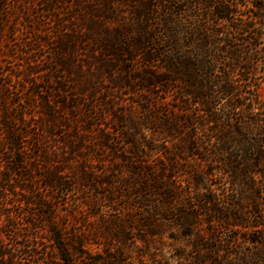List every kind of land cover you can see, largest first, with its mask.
<instances>
[{
  "label": "rangeland",
  "instance_id": "rangeland-1",
  "mask_svg": "<svg viewBox=\"0 0 264 264\" xmlns=\"http://www.w3.org/2000/svg\"><path fill=\"white\" fill-rule=\"evenodd\" d=\"M242 4L244 5L241 6L242 11L238 13L242 17L235 14L236 24L244 21L254 28L253 32L257 33L258 37L233 31L231 28L236 26L233 23L220 26L218 30L222 35L216 37L214 42L220 44L216 47V51L224 50L221 44H234L242 51L249 49L252 52L251 63H243L249 70L245 72L236 70L225 54L215 55L218 61L214 63V69L210 73L204 71L203 74L207 77L211 76L212 84L217 88L224 83V77L229 76L233 86L238 89L239 96L235 102L230 98L219 100L215 97L211 116L220 123L205 125L203 108L192 103L190 109L183 108L182 111V107L189 100L177 99L180 95L177 96L176 93L165 94L155 89L150 94H135L127 93L128 88L125 87L122 90L117 89L116 84L110 81L108 73L101 72L100 68L105 59L100 53L93 67L84 66L83 71L78 73L77 69L72 70L79 77V79H73L62 72L44 71L46 67H50V60L56 59L59 62L60 58L55 54L56 43L54 47L42 44L31 56L32 60L40 62V65L33 70L39 73L27 78L28 55L26 56L25 53L30 54V52L28 47L22 48L20 42L22 43L23 40L25 44H32L36 40L41 42L48 40L49 36L42 33L43 30L54 32V36L60 42L70 36V32L76 26L72 22H53L62 15L46 14L40 0H31V20L39 23L38 27L32 29L35 33L29 36L21 32L25 19L22 14H16L12 23L5 27L7 32L9 28L17 26L19 31L15 37L9 38L8 33L0 35V116L2 112L4 115L6 112L10 117L17 118L18 110L22 107L26 108V119L29 125L34 126L27 131V139L22 144L26 151L33 146L32 139L37 134V128L46 126V131L53 133H46L51 143V150L54 149L56 157L61 162L64 158L73 159V156L69 154L77 147L79 152L76 160H71L72 162L66 165L69 171L65 173V176L72 178V181L75 180L71 187L67 186L58 193L45 189H39L40 192L37 193L38 184L44 182L41 179L43 171L41 173L35 171L25 179L16 180L18 186L25 187L30 194L28 189L32 185L36 188V194L40 193L50 200L53 197L52 203L58 207L60 222L69 223L70 227L73 225L84 232V241L95 251L101 252L102 249L97 248L107 244V237L103 235L107 226H125L128 233L125 241L129 251L119 260L120 264H187L201 257L211 258L210 264H245L242 259L249 264H264V163L256 166V163L258 161L261 163L264 158L263 153L260 155L264 152V145H262L264 141V11L259 9L264 7V1L249 0ZM61 30L63 33L58 35ZM254 45L257 47L254 48ZM89 48L98 52L100 49L97 45H89ZM81 60L85 62V59ZM126 66L128 65L117 66V68L123 69ZM129 66L133 70H138L144 67V63L138 60ZM50 75L56 77V80L53 79V88L60 91L62 86H65L68 93L64 95L56 93L57 91L51 93L55 102L52 107L60 108L61 113L55 114L49 122L43 116L45 105L41 101L48 97L45 91L47 86L45 79H48ZM131 75L134 76V73ZM115 76L119 79V74ZM19 77L31 81L33 85L24 83ZM64 77L66 80L59 79ZM6 85L7 87L2 89V86ZM85 87L89 90L91 87H97L100 93L110 87H116V96L120 98V105L116 110L125 114L127 122L142 121L140 120L144 117L142 99L147 98L161 104L163 102V107L170 110L171 118L179 123L182 134L187 135L193 132L198 140V146L194 149L186 143L179 146L177 150L175 146L171 147L168 142H164L166 137L161 132L163 125L160 122L154 124L157 121L154 123L142 121L139 133L145 139L141 142L146 145L149 141L150 145L141 148L140 156H134L133 151L127 145H123L120 137H116V128L121 129V126L117 117L113 115L115 112L110 111L105 118L100 116L101 100L99 98L93 104L98 112L96 120H92L90 115H85L84 108L80 110L82 105L77 112H72L66 105L76 99L79 103L85 104L88 98L79 96V92ZM38 88L43 90L38 92ZM20 100L23 103L21 106L17 104L16 108L14 104ZM62 101L66 102L64 106ZM183 101L185 102L182 103ZM233 104H238L239 108L234 109L231 107ZM46 106L50 105L46 104ZM73 114H77L78 118L73 119ZM189 114L197 120V127L194 129L190 128L185 121ZM103 130L112 133L109 134L110 138L118 142V153L112 149L102 148L101 136L108 134ZM223 135L226 141L224 146L228 152L218 154L220 151L215 139ZM72 137L76 139L73 140ZM5 147L7 148L6 144ZM5 147L0 146V150L3 152ZM126 158H129L133 164H124L123 160ZM2 164L0 162V165ZM162 166L169 170L166 175L181 191V203L185 205L182 206L181 211L192 214L196 218L194 221L196 240L189 239L183 230L176 229L173 230L175 240H171L168 233L160 231L154 236L146 235L142 226H148L147 212L156 199L149 197L141 200L138 197L135 198L132 191L127 190L124 193L119 192L118 198H113L114 204L106 196L107 192L112 193L114 190L95 185L97 181L115 180L114 175L118 170L121 173L119 177L117 176V180L123 183L133 180L136 175L135 170L138 168L142 172L150 170L157 172ZM58 167H65V165ZM47 169L46 165L40 168L46 171ZM237 175L241 176L239 180ZM67 180L70 181V179ZM93 180L94 183H92ZM122 194H125L127 198H122L120 196ZM31 195L7 197V202L11 205L9 211L13 214L15 221L13 228H0V264H60V261L53 258L54 254L50 243L45 241L44 232L39 233L37 239L31 236L23 237V234L27 235V230L29 231L26 227L28 213H37L38 208L22 202L23 199H32ZM96 233L99 238H95ZM116 250L114 249V253L118 255ZM76 252L79 251L76 250Z\"/></svg>",
  "mask_w": 264,
  "mask_h": 264
},
{
  "label": "trees",
  "instance_id": "trees-1",
  "mask_svg": "<svg viewBox=\"0 0 264 264\" xmlns=\"http://www.w3.org/2000/svg\"><path fill=\"white\" fill-rule=\"evenodd\" d=\"M248 1L40 0L46 14L62 15L53 22H72L76 26L70 32V36L65 39H62V37L60 42L54 36V32L44 30L42 33L49 36L48 40L42 42L36 40L32 44H25L23 40L22 43L20 42V46L22 48L28 47V52H30V54L24 52L26 56L28 55L26 62L27 78L39 73L33 71L35 70L34 67L40 65V62L32 60L33 52H36L38 46L42 44L54 47L56 43L55 54L60 60L59 62L56 59L50 60V67H46L44 71L62 72L73 79H79L78 74L72 70L77 69L78 73L83 71L82 69L85 67H93L97 62V58L101 55L105 59L100 68L101 72L106 71L108 73L110 81L116 84L117 89L122 90L125 87L128 88L126 89L127 93L135 94H150L155 89L161 90L165 94L176 93L177 96L180 95L177 99L189 100V104L186 102L182 107V111L183 108L184 110L190 109L192 103L200 105L204 112V124H219L220 121L211 116L214 106L213 99L215 97H218L219 100L230 98L231 101L235 102V99L239 96V91L233 86L229 76L224 77V83L217 88L212 84L211 76L207 77L203 72H212L214 63L218 61L215 55L219 53L225 54L232 61L234 69L243 70L244 72L249 70V68L244 67L252 60L250 57L252 52L249 49L242 51L237 45L221 44L224 50L216 51V47L220 44L214 42L216 37L222 35L218 28L233 23L236 25L231 28L233 31L252 34L255 38L258 37L257 33L253 32L254 28L244 21L241 24H236L235 14L240 13L242 11L241 6H244L242 3ZM30 2L31 0H0V35L8 33L9 38L15 37L17 31H19L17 26L9 28L7 32L5 27L7 24L12 23L16 14H22L25 19V25L20 31L29 36L35 33L32 29L38 27L39 23L37 24L31 20ZM259 9L264 11V7ZM17 10L19 12L16 13ZM238 15L242 17L241 14ZM58 33V35H61L63 31L61 30ZM163 35H165L164 38ZM89 45L99 46V52L89 48ZM255 47L257 46L254 45ZM81 59H85V62ZM138 60L143 61L144 67L133 70L129 65ZM126 64L128 66L123 69L117 68V66ZM131 73H134V76ZM115 74H119V79L116 78ZM19 79L23 80L24 83L28 82V85H33L31 81H26L21 77ZM53 79L56 80V77H51V75L48 76V79H45L47 84L45 91L46 94L48 93V97L41 101L45 105L43 116L49 122L55 114L59 115L61 113L60 108L52 107L55 102L51 93L57 91V88L52 86ZM59 79L66 80L65 77ZM6 87L7 85L2 86V89ZM116 87H110L102 93L97 87H91L90 90L85 87L79 92L80 97L88 98L85 100V104L79 103L75 98L76 100L70 102V104L62 101V105L64 106L65 103L72 112H77L82 105L83 107H80V110L84 108L85 115H90L92 120H96L98 112L93 104L99 98L101 100L99 103L100 116L105 118L110 111L115 112L113 115L117 117L121 126V129L116 128V137H120L123 145H127L133 151L134 156H140L141 148L150 145L149 141L146 142V145L141 142L142 139H145L139 133L142 121L149 123L157 121L154 124L160 122L163 125L161 128L163 131L161 130V132L166 137L164 142H168L171 147L175 146L177 150H179V146L186 143L194 149L198 146V140L193 132L187 135L182 134L179 123L171 118L170 110L163 107V102L161 104L147 98L142 99L141 106L144 115L140 119L142 121L131 120V122H127L125 114L116 110L120 105V98H117L115 92ZM65 89L67 88L62 86V91L58 90L56 93L64 95L68 93ZM41 90L43 88H38L37 91L41 92ZM21 103L23 102L20 100L14 106L17 108L18 105L21 106ZM46 104L52 108L46 106ZM237 105L233 104L231 107L238 109L239 106ZM26 115V108L22 107L17 112V118L10 117L6 112L5 115L2 112L0 116V146L5 147V144L7 145L3 152L0 150V162L4 164L0 165V228H13L15 221L13 214L9 211L11 205L7 202V197H22V194L28 196L32 194L34 200H32L33 198L22 200L27 205L38 207L37 213H28L26 227L29 231L26 229L28 233L27 235L23 234L24 238L31 236L37 239L38 234L44 232L46 235L45 241L50 243L51 251L54 254L53 258L60 261V264H120L119 260L129 251L125 241L128 235L125 226H107L103 231L104 237H107V244L97 248L102 249L101 252L99 250L95 251L89 248L84 241V232L79 231L80 229L78 230L73 225L70 227L69 223L60 222L58 219L59 212H57L58 207L52 203L53 197L50 200L40 193L36 194V188L32 185L28 189L30 190L29 194L25 187L18 186L19 184L15 182L18 179H25L35 171L37 173L43 171L44 174L40 178L44 182L38 184L37 193L40 192L39 189L58 193L59 190L67 186L71 187L75 183V180L72 181V178H67L65 173L69 171L66 165H69L72 162L71 160H76L79 147L69 154V156H73V159L68 157L61 162L56 157L54 149L51 150V143L46 134L53 133L46 131V126L44 128L40 126V128H37V134L32 139L33 146L26 151L22 144L27 139V131L30 127H34L31 124L29 125ZM72 118L77 119L78 115L73 114ZM185 121L190 128L197 127V120L192 114H189ZM51 123L48 125L49 129ZM52 125L54 126L53 123ZM103 131L108 134L101 136L102 148L112 149L118 153V142L109 136L114 130L112 129V133ZM72 139L75 140L76 138L72 137ZM224 140V135L215 139L219 148L218 151H220L218 154L228 152L224 146L226 142ZM262 145H264V141ZM262 153L264 154V152H261L260 155ZM262 159V162L258 161L256 166H259V164L261 166L264 163V158ZM130 161L129 158H126L123 163L126 165L133 164ZM62 164L65 167H58ZM43 165L48 166L47 171L40 170ZM135 171L136 175L130 182L124 181L122 183L117 180V176L119 177L121 173L118 170L114 175L115 180L97 181L95 185L114 190L112 193H110L111 191L106 193L107 198L114 204L115 200L113 198H118L119 192L124 193L127 190L132 191V195L141 200L149 197L156 199V202L150 205L147 212L148 226H142L146 235L154 236L160 231L168 233V237L175 240L173 230L176 229L183 230L185 236L196 240L197 237L194 235L196 227L194 221L196 218L192 214L181 211L182 206H185L181 203V191L166 175L169 170L162 166L157 172L153 170L142 172L139 168ZM249 174H252V172H249ZM237 176V180H239L241 176ZM67 179H70V181ZM92 183H94V180ZM145 193L147 194L145 195ZM120 196L124 199L127 198L125 194ZM156 224H160V226H155ZM95 238H99L97 233ZM116 243L118 245H115ZM114 249H117L118 255H115ZM76 250L79 252H76ZM242 260L245 264L247 263L245 259ZM194 263L210 264L211 258L201 257L197 261H189L187 264Z\"/></svg>",
  "mask_w": 264,
  "mask_h": 264
}]
</instances>
